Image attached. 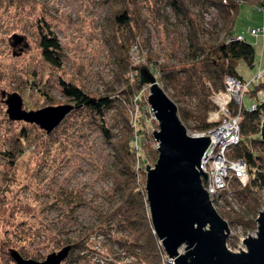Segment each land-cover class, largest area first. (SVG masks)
<instances>
[{
    "label": "rangeland",
    "instance_id": "rangeland-1",
    "mask_svg": "<svg viewBox=\"0 0 264 264\" xmlns=\"http://www.w3.org/2000/svg\"><path fill=\"white\" fill-rule=\"evenodd\" d=\"M139 4L148 38L145 46L131 44L132 63H146L144 57L148 53L155 55L156 63L168 55L181 60L185 49L180 37L185 27L179 25L175 30L169 29L174 28V15L169 7L157 18L152 8L153 0H139ZM109 12V3L103 0H36L23 10L0 7V206L5 207L0 219V234L8 248L16 249L24 257L42 260L48 253L71 245L66 242L68 239L86 238L85 248L74 249L73 254L79 256L73 264H96L91 258L93 232L105 235L99 239L107 252L116 251L117 244L114 245L109 237L120 233L107 232L99 226L100 214L113 202L108 192L111 180L104 173L113 157L109 143L96 124L82 114H70L68 122L52 140L46 139L44 134L40 140L41 136L35 141H32L34 136L30 138L32 144L24 141L14 169L9 170L4 151L9 147L11 135L25 122L9 119L2 100L7 93L16 91L21 96L23 108L35 109L47 104L79 103L85 97L83 93L92 97L108 92L109 85L122 89L123 84L115 79V55L106 34L113 31L114 36L121 39L125 28H113ZM203 16L205 28L214 29L219 25L215 9L210 8ZM251 27H261V30L252 34ZM231 33L242 34L255 51L254 65L249 66L240 58L235 69L248 74L245 78L264 70V6L257 2H241ZM13 34L21 35L22 40L12 44ZM225 39L226 35L220 33L218 40ZM34 65L42 69L43 82L52 81L51 86H42L45 94L39 92L34 83L26 87L21 83L23 68ZM125 76L129 78L128 72ZM254 76L250 89L260 79ZM142 86H147L146 98L148 85L143 83ZM168 90H171L169 86ZM243 97L244 107L258 98L257 93L251 95L248 91ZM182 101L190 108L185 98ZM197 101V97L192 101L194 107ZM104 120L113 132L119 131L120 125L115 123L112 109L105 112ZM184 123L188 125L187 130H193L192 119ZM148 161L152 164L155 160ZM233 193L232 203L237 200L240 209L219 208L232 216L245 209L234 189ZM261 201L259 210L264 209V191ZM228 227L226 246L237 251L244 249L242 239L255 233L256 221L252 229H245L238 223L228 224ZM63 260L61 264H66ZM0 262L16 264L13 260L0 259Z\"/></svg>",
    "mask_w": 264,
    "mask_h": 264
},
{
    "label": "trees",
    "instance_id": "trees-1",
    "mask_svg": "<svg viewBox=\"0 0 264 264\" xmlns=\"http://www.w3.org/2000/svg\"><path fill=\"white\" fill-rule=\"evenodd\" d=\"M103 1L109 3V18L112 21V27L125 28L121 39L119 36L116 38L113 31L106 34L110 47L113 49L112 53L115 55V79L123 84V88L118 90L109 85L107 86L108 92L92 97L83 93L85 97L82 102L75 103L80 105L70 110L50 133H45L33 122L24 121L25 124L11 135L9 147L4 151V157L8 169L13 170L17 158L24 149V141L29 143L33 136L35 138L32 141L41 136L40 140L44 134H46V139L52 140L55 133L68 122L70 114L77 113L88 117L96 124L104 140L109 143L113 157L104 170L105 175L111 180L108 192L113 202L100 214L101 224L99 226L104 227L107 232L120 233L119 236L116 234L110 236L109 240L125 247L132 255L129 264H169L163 259L164 250L151 225L144 188L143 167L149 162L148 159L152 162L155 160L157 150L143 142V152L137 155L132 147V127L129 124V104L143 84L140 83L138 73L142 61L132 63L129 49L131 44L146 45L148 36L145 33V19L141 16L139 0ZM247 1L257 2L264 6L262 0H153L152 8L157 18L160 17L161 12L164 14L166 7L172 10L174 28L169 29L175 30L179 25L185 27V33L180 37L185 54L181 60L168 55L161 62L156 63L155 55L148 53L144 61L152 71L156 70L157 81L175 101L181 121L184 123L185 120L192 119V127L198 130L208 128L213 124L206 120L208 111L214 108L208 96L212 91L223 87L224 75L230 73L240 77L235 69L236 62L240 58H243L249 65L253 63V45L245 41L243 37L242 39L230 38L235 35L231 34V28L238 5ZM35 2L36 0H0V7H15L23 10ZM210 8L215 9L219 18V25L214 29L205 28L202 22L203 13L209 11ZM222 32L227 39L218 40ZM133 70L137 71L133 79L125 76L127 72ZM22 72L21 83L24 87L29 83H34L39 87V92L45 94L46 92H42V86L52 85L50 84L52 81L43 82L42 69L35 65L25 66ZM260 89H264V78L253 83V88H248V92L252 95ZM146 92L145 88L139 95L141 106L145 104ZM186 96H196L197 106L193 109L186 107L182 101ZM88 98L92 100L86 102ZM260 108H263V104L256 109H247L242 106L239 121L241 137L228 150L230 157H240L246 162L248 172L246 183L241 185L233 182L234 192L244 202L245 209L240 213L235 212L236 214L232 216L230 212L217 208L228 224L238 223L245 229L254 227V216L260 208L261 195L264 191V142L259 137ZM110 109H112L115 123L120 125H118V132H113L105 123L104 114ZM185 126L188 127L186 124ZM142 131L146 135L145 130ZM32 141L29 144H32ZM4 214L5 207L0 206V219ZM85 239L66 241L71 245L63 260L64 263L73 264L77 260L79 254L74 255V249L85 248L87 246ZM7 245L0 234V259H4L5 262L13 260L10 255L11 248Z\"/></svg>",
    "mask_w": 264,
    "mask_h": 264
},
{
    "label": "water",
    "instance_id": "water-1",
    "mask_svg": "<svg viewBox=\"0 0 264 264\" xmlns=\"http://www.w3.org/2000/svg\"><path fill=\"white\" fill-rule=\"evenodd\" d=\"M12 44L22 40L13 34ZM140 83L148 85L147 102L154 110L157 128V156L145 165L144 188L153 231L172 264H264V209L258 210L254 234L243 239L244 249L226 246L228 223L212 205L201 183L206 173L199 167L209 143V135H193L181 121L175 101L158 83L147 63L139 66ZM3 102L9 119L33 122L50 133L80 104L57 103L25 109L18 92L6 94ZM88 98L86 102L91 101ZM264 142V119L259 124ZM70 245L48 253L42 260L22 256L16 249L10 255L16 264H61Z\"/></svg>",
    "mask_w": 264,
    "mask_h": 264
},
{
    "label": "built area",
    "instance_id": "built-area-1",
    "mask_svg": "<svg viewBox=\"0 0 264 264\" xmlns=\"http://www.w3.org/2000/svg\"><path fill=\"white\" fill-rule=\"evenodd\" d=\"M259 30H261L260 27L250 28L249 31L255 34ZM230 38L242 39V35L235 34ZM155 71H153V73L156 76ZM134 74L135 71H129V78L133 79ZM254 77L260 78L256 82L263 79L264 70L259 71ZM251 82H253V77L250 79H243L234 74H225L223 77V87L212 91L208 96L214 104V108L208 111L206 120L213 124L201 130H188L193 135H209V143L200 158L199 167L206 173V180L201 177V183L207 191L212 205L216 209L223 208L228 211H231V208L236 210L240 209L237 200H234V203H232V199H235L232 184L233 182H237L241 185L246 183L248 179L247 166L242 158L230 157L228 155V150L230 146L237 143L241 137L239 121L241 119V108L244 106L243 96L248 91ZM144 87L147 90V86H142L141 90L134 94L129 104V124L132 127L131 142L137 155L143 152V150H141L143 142L148 143L155 149L158 145L152 132L157 128L154 110L147 102L146 98L145 104L142 106L140 105L139 95L145 89ZM256 93L258 98H256L254 102H251L246 108L256 109L263 104V108L259 109L262 120L264 119V89H260ZM195 99V96L185 97L190 108L194 107L192 101H195ZM142 130H145L146 135H144ZM145 165L143 167L144 171ZM111 232L113 233V231ZM93 233H95V235H91V238H94H92L93 252L91 258L96 264H129L131 262L132 255L129 254L123 246L112 242L114 245L117 244L116 251L111 252V250H108L110 252H107V248L101 245L102 240L99 239L100 237L101 239L104 238L105 235L101 232ZM163 259L169 264L173 263L172 259L165 251Z\"/></svg>",
    "mask_w": 264,
    "mask_h": 264
},
{
    "label": "crops",
    "instance_id": "crops-1",
    "mask_svg": "<svg viewBox=\"0 0 264 264\" xmlns=\"http://www.w3.org/2000/svg\"><path fill=\"white\" fill-rule=\"evenodd\" d=\"M251 28H253V27H251ZM257 28V27H256ZM261 28V27H260ZM232 35H234V34H240V33H231ZM242 35V34H241ZM242 37H243V35H242ZM254 53H255V51H254ZM253 62H254V57H253ZM252 65H254V63H252ZM252 65H249V66H252ZM236 72H237V74L241 77V78H243V79H249V78H251L252 76H254V75H249V78H245L248 74H244V72H242V71H239L238 69H236ZM244 98V97H243Z\"/></svg>",
    "mask_w": 264,
    "mask_h": 264
}]
</instances>
